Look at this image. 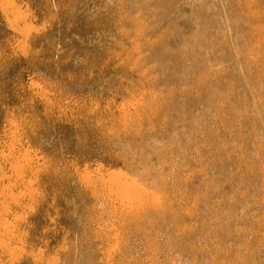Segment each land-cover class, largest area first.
<instances>
[{
    "label": "rangeland",
    "instance_id": "1",
    "mask_svg": "<svg viewBox=\"0 0 264 264\" xmlns=\"http://www.w3.org/2000/svg\"><path fill=\"white\" fill-rule=\"evenodd\" d=\"M0 264H264V0H0Z\"/></svg>",
    "mask_w": 264,
    "mask_h": 264
},
{
    "label": "bare ground",
    "instance_id": "2",
    "mask_svg": "<svg viewBox=\"0 0 264 264\" xmlns=\"http://www.w3.org/2000/svg\"><path fill=\"white\" fill-rule=\"evenodd\" d=\"M249 152V151H248ZM28 156V155H27ZM26 159H27V157H26ZM29 159V158H28ZM19 161V160H18ZM114 173V172H113ZM120 174V173H119ZM119 174L118 175H116V176H119ZM114 175V174H113ZM116 176H111L110 177V181L111 182H116L118 179H117V177ZM109 182V181H108ZM110 182V183H111ZM102 183V182H101ZM123 183V182H122ZM109 185V184H108ZM113 185V184H112ZM111 186V185H110ZM116 186V185H115ZM113 187V186H112ZM122 187V186H121ZM129 188V187H128ZM114 190V189H113ZM130 190V189H129ZM118 191V190H117ZM120 191V190H119ZM133 192V191H132ZM120 193V192H119ZM129 193V192H128ZM127 194V193H126ZM130 194V193H129ZM123 195V194H122ZM16 196V195H15ZM126 196V195H125ZM4 197V196H3ZM126 197H128V196H126ZM126 197H124L125 198V200L127 201V199H129V198H127L126 199ZM131 197V196H130ZM133 197H135V196H133ZM155 197H156V195H155ZM17 198V197H16ZM15 198V199H16ZM153 199V198H152ZM158 198H156V201H158L157 200ZM123 200V199H122ZM155 200V199H154ZM4 201V200H3ZM154 202V201H153ZM122 203V202H121ZM6 205V204H5ZM132 206V205H131ZM9 222V221H8ZM9 224V223H8ZM3 234V233H2ZM117 235V234H116ZM5 241V240H4ZM7 244V243H6ZM11 248V247H10ZM14 249V248H13ZM15 252V251H14ZM14 259H16V258H14Z\"/></svg>",
    "mask_w": 264,
    "mask_h": 264
}]
</instances>
